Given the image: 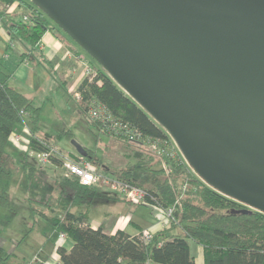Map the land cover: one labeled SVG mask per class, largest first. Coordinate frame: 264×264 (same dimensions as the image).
<instances>
[{
	"label": "water",
	"instance_id": "95a60500",
	"mask_svg": "<svg viewBox=\"0 0 264 264\" xmlns=\"http://www.w3.org/2000/svg\"><path fill=\"white\" fill-rule=\"evenodd\" d=\"M27 1L165 129L207 185L242 212H264V0Z\"/></svg>",
	"mask_w": 264,
	"mask_h": 264
},
{
	"label": "trees",
	"instance_id": "16d2710c",
	"mask_svg": "<svg viewBox=\"0 0 264 264\" xmlns=\"http://www.w3.org/2000/svg\"><path fill=\"white\" fill-rule=\"evenodd\" d=\"M0 1L5 4L16 2L22 8L8 16L4 13L7 17L3 21L9 33V43L19 42L30 50L49 28H55L68 36L60 27H50V21L53 22L50 17L30 1ZM72 41L79 51L88 55L96 73L92 80L85 77L77 87L78 109L86 113L89 103L96 101L103 104L114 117L140 133V137L132 142L119 132L108 131L99 121L87 118L98 131L138 148L131 152L134 160L123 167L113 169L102 164V168L144 189L149 204L143 205L157 204L163 208H172L169 224L180 228V232L168 234L161 229L152 234L150 241L144 243L138 235L132 236L122 230L107 234L101 224L92 228L86 212L74 213L69 208L76 205L88 207L99 194L100 186H84L77 178L63 175L59 180L64 193L68 195L66 198L69 204L65 210L58 213L55 209L57 205L51 207V195L34 200L37 202V210L38 206L47 209V212H41L40 215L50 222L52 228L66 234L73 242L68 251L60 246L56 248L59 264H195L189 241L202 246L204 264H264V212L255 209L242 212L247 206L196 179L179 154L170 151L171 138L165 129L125 93L85 50ZM5 62L4 56H0V206L8 203L7 192L15 173L9 162L13 158L9 141L11 132L20 133L25 123L31 133L30 147L43 148L34 136L38 129L41 106L34 105L30 97L10 84L13 68H8ZM64 134L69 139L73 135L69 129H61L57 136ZM149 142L157 143L164 152L155 151L159 155L156 158L155 153L146 154L139 150H147ZM83 147L86 150L84 157L97 165L99 157L94 154L95 151ZM21 154L20 168L27 188L35 180L36 172L44 171L41 167L49 163L40 165L33 157L24 152ZM73 155L78 156V153ZM164 161L169 165V172L160 166L164 165ZM51 163L60 167L55 158L51 157ZM34 207L31 208L32 214L35 212ZM8 259L9 254H0V262L4 264H21Z\"/></svg>",
	"mask_w": 264,
	"mask_h": 264
},
{
	"label": "rangeland",
	"instance_id": "374dc122",
	"mask_svg": "<svg viewBox=\"0 0 264 264\" xmlns=\"http://www.w3.org/2000/svg\"><path fill=\"white\" fill-rule=\"evenodd\" d=\"M50 24L57 26L51 21ZM80 53L86 59L85 64H90L88 55H86V53L82 50ZM82 65L84 68L83 63ZM36 82L37 87L38 85H42L44 101L41 103V105H43V111L40 113V129L38 133H35L34 136H36L38 139L46 141L50 145H56V147L67 154L76 153V148L72 143V140L82 146L94 150V154L99 157V159H97L98 164H95V166L98 168L99 172L103 174L113 175L111 171H105V169L101 166L102 164L114 169L123 167L127 162H132L134 160L131 152L138 149L136 146H134V144H127V142L124 140L96 130L94 127H92L93 125L87 121L88 116L86 113L82 115L80 114V111L76 107V102H74V98L77 99L74 90L71 91L70 89L71 98H67L62 94L58 87L51 85L50 81L48 82L38 78ZM25 129H27V127ZM61 129H69L73 133L72 137L69 139L65 134L56 137L55 135ZM28 133H30V131ZM40 136L45 138L47 137L55 145L49 143L48 140H45ZM10 144L14 146V144L11 142ZM16 145H18L19 148H22V142H19ZM170 145L172 147L170 151H172L174 154L178 153L182 161L186 162L181 156V153L176 147L174 141L171 140ZM139 150L146 154H149L150 152L155 153V151H153L150 146H147L148 151L143 148H140ZM155 154L157 158L159 155H157V153ZM11 155H16L15 158H11L9 161L11 167L14 168L15 173L12 176L10 187L7 192L9 199L8 203L6 205L0 206V246L2 248L0 250V254H9V261L13 260L21 264H26L31 259V255L33 254H38L39 257H41L39 253L40 249L44 251H49L51 248L54 249L56 241V234L54 233L55 231L52 228V225L45 219L44 216L40 215V212L45 213L47 212V209L43 206H38L39 208L37 210V202L34 200L46 198L48 195H51L52 200H50V203H53V206L51 207H55L54 204L57 200V206L55 209L56 212L61 213L62 211L58 209L61 208L64 210L67 207L68 198L66 197H68V195H66L63 191V187L60 182L61 180H55V174L62 176L64 175L60 167H54V169L52 168L51 171H46L44 175H42V172L40 171L36 172V178L30 184L31 187L26 188L24 185L22 175L23 173L21 171L19 161V159L22 157V154L16 153L13 149ZM163 163L165 165L167 164L165 161ZM49 164H51V162ZM185 164L196 177V179H200L198 175L192 171L190 166L187 163ZM161 165L163 167V164H160V166ZM59 196H62L61 199H59ZM94 201H96L95 205H90L92 206L90 207L92 215L97 211L112 212L113 206H115L117 210L113 211V213L116 214V212H120L121 215L133 214V219L139 224L149 223L153 216L150 212L151 207L145 206L143 204H133L123 199L122 196H117L115 198L110 197L109 199L105 200L99 198ZM109 201L114 203H110ZM32 206H35V212L33 214L31 212ZM78 206L79 205L71 206L69 209L76 210ZM161 217L163 218V216ZM30 228L32 229L29 231ZM26 233L27 235L18 244L13 243L9 239L11 236L20 238ZM48 256H51V254ZM39 263H41V260ZM0 264L4 263L0 262Z\"/></svg>",
	"mask_w": 264,
	"mask_h": 264
},
{
	"label": "crops",
	"instance_id": "0c3cea01",
	"mask_svg": "<svg viewBox=\"0 0 264 264\" xmlns=\"http://www.w3.org/2000/svg\"><path fill=\"white\" fill-rule=\"evenodd\" d=\"M21 10L22 8L16 2L12 4H5L0 1V16L2 18H0V56H4V60L6 61L5 65L8 68H13L10 77V84L30 97L34 105L41 106L38 117V129L36 131V133H38L40 129V113L43 111V105H41V103H43L44 101L42 85H38L37 87L36 81L38 80V78L40 80H46L48 82L50 81L51 85L58 87V89L65 97L71 98L70 92L72 90L76 91L77 87L85 77L83 74L82 62L79 60L80 51L76 44H74V42H72L71 39L67 37L62 31H59L55 28L47 29L42 34L40 40L35 44L34 48L30 50H28L25 45L19 42L9 43V33L3 21L7 18L6 14L4 15V13H7L8 16L11 15L13 11L19 12ZM53 26L54 25L50 24V27ZM74 99V102H76V98ZM75 104L78 109L79 107L77 105V102ZM78 110L80 111L81 115L85 114V112H83L81 109ZM92 127L95 128V126ZM55 136L57 137V134ZM40 137L42 138L43 136ZM43 138L45 140H48L49 143L54 144L47 137ZM11 146L12 151L14 149V151L18 154H21L23 152L20 148L13 145ZM12 157L15 158L16 155H12ZM54 167L59 168V166L54 163L44 165L41 167V169H43L44 171L40 172H42V175H44L46 171H51V169H54ZM54 176L55 180L58 181L62 177V175L57 174H55ZM29 187H31V185H29ZM99 189V194L95 197L94 200H97L99 198L105 200L109 199L110 197L115 198L117 196H122L109 193L102 188ZM94 200L90 205H95L96 201ZM109 202L114 203L111 201ZM56 203L54 204L55 206L57 205ZM90 205L88 207L78 206L76 210H70L74 213L86 212L88 223L90 224V226L92 228H96L101 224L104 228V232L107 234H113L117 230H122L133 236L146 229H149L152 232L163 229L168 234H175L180 232V228L170 226L169 220L165 221L161 217L162 215L160 216L159 211H157L153 206L149 207H151L150 212L154 216V218L152 216V219L147 224H139L136 220L133 219V214L121 215L120 212H116V214L113 213V211L117 210L115 206H113L112 212L97 211L92 215L90 210V207L92 206ZM58 210L63 211L61 208H59ZM31 229L32 228H30L29 231ZM27 233L20 238L11 236L9 237V239L13 243L18 244L23 240ZM54 233L56 234L54 249L51 248L49 251L40 249L39 253L41 257H39L38 254L31 255L32 257L29 261H32L33 259L37 260V262L35 261V263L33 262L32 264H57V262L59 261V255L56 251V248L60 246L67 251L71 249L73 242L68 236H60V233H58L57 231H55ZM189 247L190 252L194 256V263L204 264L202 246L194 243L193 241H189ZM49 254H51V256H48ZM40 260L41 263H39ZM147 264L159 263L148 262Z\"/></svg>",
	"mask_w": 264,
	"mask_h": 264
},
{
	"label": "built area",
	"instance_id": "2783aa9c",
	"mask_svg": "<svg viewBox=\"0 0 264 264\" xmlns=\"http://www.w3.org/2000/svg\"><path fill=\"white\" fill-rule=\"evenodd\" d=\"M26 16H24V19ZM79 60L84 64L83 74L84 77H87L89 80L95 76V71L90 64H85L86 59L80 55ZM77 96L76 91H74ZM86 115L91 120L99 121L102 126L111 132H119L126 136L129 141H136L140 137V133L136 132L133 128L129 127V124L123 122L117 117H114L112 113L101 103L92 101L89 103L86 111ZM21 132H12L10 134V142L14 146L19 142H22L21 150L26 153L28 156L33 157L40 165L47 164L51 162V157L57 159L63 174L65 177H75L78 179V182L84 186H97L108 191L109 193L115 195H122L123 198L133 204H149L146 199V192L144 189L131 184L130 182L119 179L113 175L100 173L96 166L82 155H73L70 153H64L58 147L48 144L46 141L37 138V142L43 146L41 149H35L29 145V136L30 133L27 125L23 123ZM27 127V129H25ZM170 136V135H169ZM171 138V137H170ZM172 140V138H171ZM173 141V140H172ZM175 143V142H174ZM176 145V144H175ZM149 146L152 150L157 153H163L159 145L155 142H149ZM177 147V146H176ZM178 148V147H177ZM162 151V152H161ZM168 153V152H167ZM182 156V154H181ZM183 157V156H182ZM185 160V159H184ZM186 161V160H185ZM184 162V161H183ZM187 163V162H185ZM166 172H169V165H163ZM199 177V176H198ZM200 178V177H199ZM201 181H203L200 178ZM204 182V181H203ZM205 183V182H204ZM159 213L163 216V219L169 220L172 214V208H163L160 205H152ZM153 232L149 229L142 230L139 232L138 237L144 243H147L152 238ZM60 236L66 237V234L60 232ZM37 262L36 259L28 261L26 264H32ZM59 264V261L57 262Z\"/></svg>",
	"mask_w": 264,
	"mask_h": 264
}]
</instances>
